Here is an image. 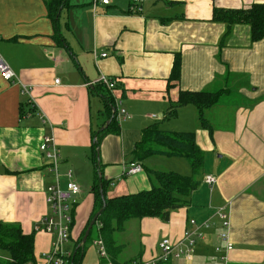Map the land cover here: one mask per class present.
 I'll return each mask as SVG.
<instances>
[{
    "label": "crops",
    "instance_id": "0c3cea01",
    "mask_svg": "<svg viewBox=\"0 0 264 264\" xmlns=\"http://www.w3.org/2000/svg\"><path fill=\"white\" fill-rule=\"evenodd\" d=\"M73 1L56 28L46 0H0V58L20 80L0 74V222L34 233L36 256L52 249L54 236L35 231L36 222L50 212L46 190L55 180L40 149L45 136H53L60 149L62 186L72 170L81 187L71 207L69 242L75 244L95 206V142L109 197L150 189L157 183L150 170L170 171L169 158L184 160L188 167L181 173L191 175L184 156L135 159L143 130L157 125L196 133L204 153L201 182L169 221L129 220L122 234L137 232L138 244L130 249L134 239L120 235L119 264L137 256L151 259L164 237L187 249L185 231L196 229L203 232L192 234V257L166 264H264V38L252 41L247 24H234L225 37L228 26L212 20L214 6L249 8L264 0H142L140 11L132 9V0ZM177 54L180 80L170 85ZM101 75L114 79L116 87L100 82ZM21 82L31 85L32 101L22 94ZM221 87L228 88L227 96L204 111L206 126L192 104L169 114L181 90ZM105 95L117 107L111 127ZM122 109L127 116L118 114ZM131 162L143 170L125 174ZM208 175L216 182L209 184ZM221 210L230 221L234 248L228 252L220 239ZM205 222L211 225L207 229ZM95 239L81 264H108ZM75 248L67 250L72 255Z\"/></svg>",
    "mask_w": 264,
    "mask_h": 264
},
{
    "label": "trees",
    "instance_id": "16d2710c",
    "mask_svg": "<svg viewBox=\"0 0 264 264\" xmlns=\"http://www.w3.org/2000/svg\"><path fill=\"white\" fill-rule=\"evenodd\" d=\"M50 16L54 24L58 25L62 11L72 6L70 0H46ZM214 22H222L228 26L227 37L234 24H247L251 28L252 41L257 42L264 38V3H254L249 8H221L214 6ZM182 69L181 55L177 54L170 75L171 82L177 83L180 80ZM228 88L216 90L184 91L179 92L178 100L173 103L170 115L177 114L178 108L192 104L197 107L200 121L206 126L204 111L219 104L224 96H227ZM108 109L111 112L112 125L116 120L112 105L115 106L112 96L105 95ZM114 115V116H113ZM99 143L95 142L93 160L96 166L97 179L94 185L95 206L92 215L78 238L75 251L69 257L68 264H81L86 247L94 240V231L103 239L106 249L115 264L122 248L120 235L126 230V224L133 218L159 217L163 221L170 220L172 211L188 203L192 192L200 184V174L204 166V153L196 142L194 131L163 130L157 125H151L143 130L140 141L135 144L134 154L137 161H143L155 155L184 156L189 160L192 168L191 175H184L173 170H150L157 183L148 190L137 193L109 197L107 190L109 180L102 174ZM103 189V193L101 192ZM105 208L98 216L97 222L93 225L87 241L82 243L90 221L96 213ZM98 239V238H97ZM95 239V240H97ZM0 247L9 252L10 259L2 264H28L35 262V234L24 233L20 224L0 222ZM141 260L139 256L130 259Z\"/></svg>",
    "mask_w": 264,
    "mask_h": 264
},
{
    "label": "built area",
    "instance_id": "2783aa9c",
    "mask_svg": "<svg viewBox=\"0 0 264 264\" xmlns=\"http://www.w3.org/2000/svg\"><path fill=\"white\" fill-rule=\"evenodd\" d=\"M97 1H101V3L104 4L109 3V0H96V2ZM141 1L142 0H132V9L136 8L138 11L142 10ZM101 55L106 56L107 52H102ZM0 74L7 81H20L15 71L8 63L3 61L2 58H0ZM56 82H59V79H56ZM100 82L105 84L109 89H114L116 87V81L106 75H101ZM21 84L22 94L29 96L30 101H32L31 85L23 82H21ZM118 114L125 116L128 115L124 109H122ZM40 149L48 160V168L54 173L55 180L47 187L46 190V202L49 206L50 212L36 222L35 231L44 230L53 235L54 240L52 243V249L50 251L41 253L39 256H36L35 262L28 264H68L69 257H71V251L65 248V243L69 242L70 238L72 237L73 215L71 212V207L75 201L74 197L80 193L81 187L73 179L72 170L67 171L69 180L66 187L62 186L59 171L61 152L53 136H45L43 142L40 145ZM142 170L143 166L141 163L131 162L129 166H127L125 174H137ZM205 180L209 184L216 182V178L212 175H208ZM219 216L223 221V231L220 233V239L225 247V250L228 252L234 248V245L230 240V221L227 214L223 210L219 212ZM191 223L194 224L196 221L192 220ZM202 226L207 229L211 225L209 222H205L202 224ZM202 232L203 229H196L195 232H191L189 230L185 231L186 239L189 238L187 249L183 248V243L174 242L170 238L164 237L158 243V253L154 257L149 260L136 259L130 264H166L172 259H178L183 256L190 259L192 257L193 247L196 244V240L191 238L192 234L196 233L198 236H201ZM95 243L99 246L100 256L105 259L108 264H115L106 249L103 239L99 237L97 240H95ZM2 263L3 262L0 260V264Z\"/></svg>",
    "mask_w": 264,
    "mask_h": 264
},
{
    "label": "rangeland",
    "instance_id": "374dc122",
    "mask_svg": "<svg viewBox=\"0 0 264 264\" xmlns=\"http://www.w3.org/2000/svg\"><path fill=\"white\" fill-rule=\"evenodd\" d=\"M72 2H74V1L70 0L71 4H72ZM64 17H65V14H62L61 19L64 18ZM224 97H226V96H224ZM231 99H232V96H230V98H228L227 101H230ZM235 99H236V96H235L234 100L230 104L234 103ZM180 119H183L182 115L180 116ZM185 120H186V122H188L187 115H186V119ZM186 167H188V166L184 162V160H181L179 158H169L168 163L166 165V168H169L170 170L178 171L180 173L183 172L186 169ZM137 235H138L137 232L134 233L131 230H127V234H122L121 238H123V239L129 238L130 240L134 239L130 249L131 248L135 249L136 245L138 244V240H137L138 238L135 239L134 237L137 236ZM92 237H95L96 239L99 238V235L96 233V230L94 231ZM95 238H93V239H95ZM69 243L68 242L65 243V248L73 250L74 247H75V242L74 241H70ZM9 258H10L9 252L7 250L1 249V251H0V260L2 262H5Z\"/></svg>",
    "mask_w": 264,
    "mask_h": 264
},
{
    "label": "water",
    "instance_id": "95a60500",
    "mask_svg": "<svg viewBox=\"0 0 264 264\" xmlns=\"http://www.w3.org/2000/svg\"><path fill=\"white\" fill-rule=\"evenodd\" d=\"M112 110H113V113L116 114V112H117V107L112 105ZM113 116H114V115H113ZM112 118H113V117H111V119H109V121H108L107 124H110V122L112 121ZM102 129H104V127H103ZM102 129H101V130H102ZM101 192L103 193V189H102V188H101ZM104 208H105V203H104L102 209H100V210L96 213V215L93 217V219L90 221V224H89V226L87 227V229H86V231H85V234H84V236H83V238H82V243H81V244H84V243L87 241L88 236H89V234H90V232H91V230H92L93 225L97 222L98 216L101 214V212L103 211Z\"/></svg>",
    "mask_w": 264,
    "mask_h": 264
}]
</instances>
